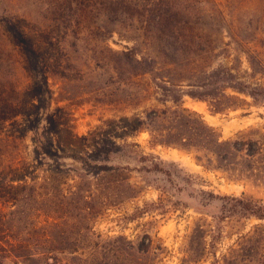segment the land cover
Instances as JSON below:
<instances>
[{"label":"rangeland","instance_id":"374dc122","mask_svg":"<svg viewBox=\"0 0 264 264\" xmlns=\"http://www.w3.org/2000/svg\"><path fill=\"white\" fill-rule=\"evenodd\" d=\"M16 33L25 39L21 45ZM0 52L7 90L27 92L24 105L30 94L38 97L40 107L24 127L46 129L49 116L63 108L52 129L72 128L78 137L97 130V141L118 148L108 162L103 156L92 162L131 170L126 174L135 197L92 220L81 210L90 201L89 184L76 176L83 171L70 173L66 188H72L75 210L63 229L56 227L67 234L52 241L56 251L49 263L264 264V220L242 215L225 198L264 205V100L245 99L223 81L212 84L228 69L264 86V0H0ZM133 56L155 60V74H142ZM189 91L238 95L247 105L215 113ZM154 111L164 113L160 120L147 117ZM133 117L140 123L124 121ZM201 117L222 140L252 139L261 154L247 161L234 155L233 171L226 172L215 170L218 162L205 153L207 169L194 149L156 145L148 131L187 121L190 128L181 127V133L200 143L194 128L203 125ZM110 120L115 132L109 137L98 129ZM33 136L29 132L24 148ZM24 148L22 157L31 158ZM135 152L157 157L153 162H162L164 173L150 171L152 162H141ZM7 171L0 168V182ZM7 241L18 245L0 241V264L47 263L16 257Z\"/></svg>","mask_w":264,"mask_h":264},{"label":"trees","instance_id":"16d2710c","mask_svg":"<svg viewBox=\"0 0 264 264\" xmlns=\"http://www.w3.org/2000/svg\"><path fill=\"white\" fill-rule=\"evenodd\" d=\"M18 34L15 35L16 42L21 45L20 42L25 39L21 33L19 36ZM2 58L3 55L0 52V61ZM129 58L141 68L142 74H155V69H157L155 60L147 57L137 59L133 56ZM2 70L1 64L0 72ZM226 73L227 77H222L218 73L217 81L212 84L216 86L223 81L225 88L244 96L245 99L250 98L254 102L264 100V86L257 85L254 87L228 69ZM0 84L4 86L3 89H0V168L9 170L3 182H0V241H16L18 244L16 247L8 241L6 243L10 244L9 247L12 251L18 252L16 257L26 260L37 256L45 259L46 264H51L48 261L52 259L50 256L56 251L53 246L56 241L55 237L67 234V231L57 233L56 227L63 229V225H67L66 221L71 211L75 210L73 200L69 195L71 193L69 189L72 190V188H66L70 173L75 172V170L83 171V173H77L76 176L81 182L89 184L90 195L86 198L90 201H84L86 206L81 210L86 212L88 220H92L97 215H101L104 209H110L128 198L135 197V188L130 183L128 174H126L131 170L129 167L100 165L92 162L99 161L102 156L108 162L115 152L114 149L118 148L113 142V144L107 142L106 139L100 138L101 141H97V130L87 136L78 137L72 128L55 127L52 129L51 122H55L53 119L59 116L63 108L57 109L58 113L56 111L55 114L49 116V126L46 129L24 127L22 123L36 114L35 110L40 107L36 104L37 95L30 94L31 99L24 105L23 95L27 92L13 88L10 92L14 94L10 96L11 94L6 88L7 85L1 80ZM187 94L194 99L208 101L210 108L215 113L237 110L243 105H247L246 100L238 95H220V93L213 91H189ZM21 105H23V109L26 105L29 106L33 109L32 113L20 109ZM163 115L162 112L154 111L147 117L155 121L160 120ZM132 120L140 123L136 117L124 119L125 122ZM201 121L203 125L194 128L201 139L200 143L191 141L190 138L185 137L186 134L181 133V127L190 128L187 121H181L179 126H172L163 131L153 129L148 131L156 145L178 147L184 150L194 149L198 154L197 160L200 163H203V154L204 158L207 157L205 153L211 154L219 164V167L215 168L217 171H233L231 157L236 154L243 161L254 159L261 154V147L252 139L241 138L239 141H224L217 130L203 122L202 117ZM113 123L114 121H107L105 123L106 128L98 129L99 132L105 133L109 137L114 136ZM128 125L126 124V126ZM131 128L137 130L133 125ZM29 132H35L36 136L30 137L31 145H25L27 152L31 153V158H24L22 157L24 152L22 147L24 148L23 144H26ZM77 147H79L78 152L74 151ZM128 147L139 146L135 144L128 145ZM9 154L11 156L7 157ZM135 155L140 158L141 162H152L150 171L164 173L162 162L161 166L153 162L157 157L151 156L150 159H147V157H140L138 152H135ZM67 160L75 162L80 167L69 166ZM212 160L207 159L209 165L212 164ZM100 162L102 163V161ZM221 163L222 165H220ZM204 166L206 167V165ZM206 168L208 169V167ZM225 198L232 201L242 215L264 220L263 204L245 197ZM218 199L220 200L221 197ZM59 219H63L64 222L58 225ZM32 239H35L33 244L30 243ZM140 250L143 252V249Z\"/></svg>","mask_w":264,"mask_h":264}]
</instances>
